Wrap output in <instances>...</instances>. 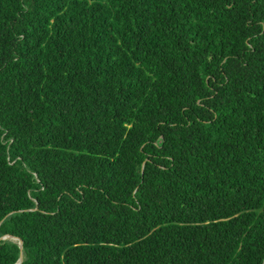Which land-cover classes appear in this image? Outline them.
Listing matches in <instances>:
<instances>
[{"label":"trees","instance_id":"1","mask_svg":"<svg viewBox=\"0 0 264 264\" xmlns=\"http://www.w3.org/2000/svg\"><path fill=\"white\" fill-rule=\"evenodd\" d=\"M21 254L264 264V0H0V264Z\"/></svg>","mask_w":264,"mask_h":264},{"label":"water","instance_id":"2","mask_svg":"<svg viewBox=\"0 0 264 264\" xmlns=\"http://www.w3.org/2000/svg\"><path fill=\"white\" fill-rule=\"evenodd\" d=\"M9 238L12 239V240H15V241H19L21 249L23 250V241L22 240H19L18 238H12V237H9V236L3 237L2 239L4 240V239H9ZM22 262H23V254H21V258H20V261H19L18 264H22Z\"/></svg>","mask_w":264,"mask_h":264},{"label":"clouds","instance_id":"3","mask_svg":"<svg viewBox=\"0 0 264 264\" xmlns=\"http://www.w3.org/2000/svg\"><path fill=\"white\" fill-rule=\"evenodd\" d=\"M10 239V238H9Z\"/></svg>","mask_w":264,"mask_h":264}]
</instances>
